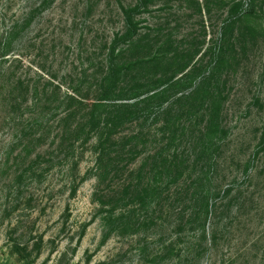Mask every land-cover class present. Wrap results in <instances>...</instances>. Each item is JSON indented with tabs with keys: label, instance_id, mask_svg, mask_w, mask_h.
Wrapping results in <instances>:
<instances>
[{
	"label": "rangeland",
	"instance_id": "obj_1",
	"mask_svg": "<svg viewBox=\"0 0 264 264\" xmlns=\"http://www.w3.org/2000/svg\"><path fill=\"white\" fill-rule=\"evenodd\" d=\"M144 2L0 0V264H264V0ZM136 5L132 49L116 39ZM196 51L192 84L142 101ZM156 53L178 63L140 64ZM112 62L129 67L102 99Z\"/></svg>",
	"mask_w": 264,
	"mask_h": 264
},
{
	"label": "trees",
	"instance_id": "obj_2",
	"mask_svg": "<svg viewBox=\"0 0 264 264\" xmlns=\"http://www.w3.org/2000/svg\"><path fill=\"white\" fill-rule=\"evenodd\" d=\"M145 5H148V0H145L144 2ZM140 5H136L134 8L133 7H122L125 15H126V25H127V31L124 35H118L117 40H119L120 38H128L130 39V48L132 49H139V45H140V40H139V36L136 33V28H137V21L135 19V13L136 11L139 9ZM241 6L239 7V5H236V7L234 6L232 9V13H237V18H241L242 15L240 14L241 11ZM238 20L237 19H231L230 21H227L226 23V27H225V33L229 32L230 30H232L236 24ZM233 31V30H232ZM115 42V43H116ZM115 52L116 49L115 47H113L112 51H111V61L114 60L115 58ZM201 53L200 51H196V54L192 57L191 61H188L186 63H179V66L176 70H174L172 73L170 74H164L161 75L159 77H157L156 79L159 82V84H156L154 86H152L151 88H149V91H156L157 89H160L163 87L160 91H156L153 94H151L150 96L146 97V99L142 100L143 102H148L151 101L152 99H157V98H162L163 95H167L169 94L170 91L176 89L177 87L181 86V85H185L187 82H190V84H192L196 72H197V68L194 67V65L197 62H193V59L196 58L197 56H199ZM5 55V54H4ZM214 59H215V63L217 66V69H219L222 66L223 63V55L222 53H218L216 54L215 52L213 53ZM213 61V60H212ZM175 63L178 62H169L167 55L165 53L161 54V53H156L154 55V57H151L149 59L144 60L142 63L140 64H145V65H150L148 66L149 68H156L160 65L166 64L165 67L168 69H172V66H174ZM193 65V66H192ZM126 66L129 67V65H119V64H114L113 62L110 64L109 66V73H108V77L107 79L110 80V83L108 84L107 87H105L102 92H101V98L104 99L105 97H111L114 93L113 88H112V82H114L115 79H120L121 77L125 76V68H127ZM192 66V67H191ZM194 67V68H193ZM182 75V76H180ZM209 82V79L207 80V83ZM207 84L206 81L201 82L196 89L189 95H183L181 97H178L175 101H173L170 105H175L179 102H181L184 98H190L194 95H198V94H206L207 91ZM204 92V93H203ZM140 94H136L134 95V97L139 96ZM216 95V94H214ZM72 98V100H74L75 102L77 101V97L75 96H70ZM104 97V98H103ZM127 99V98H126ZM82 102V101H81ZM205 103V100H201L200 105L203 106V104ZM215 106H213V112H211L210 115V119L207 122V125L205 126L204 129V136L207 137L209 139V143L207 145H205V147L202 149V152L205 151H210L212 152V149H214L215 143H214V139H215V135L218 132H222V127L220 124V120H219V116L221 113V102L219 100L214 101ZM96 105H94V109L92 110V121L97 124V125H101L102 120L98 114L97 109H99L103 103L102 101H100L99 103H95ZM119 108H125L124 113H121V116H118L115 121H114V127H117L119 125H121V123L123 122V118L126 116L125 112L128 110L129 113L131 115H133V110L130 111V107L132 108H136L131 105L125 104L123 103V105H119ZM167 112H173L172 110H169ZM75 115V111L69 113V116ZM177 123H175V126ZM213 145V146H212ZM100 146L102 149L101 154L99 155V164L102 167V174H106L107 171V153H106V147H105V142L104 141H100ZM215 164L213 161H211V163H209L207 165L208 167V172L212 171L214 168ZM250 168V164L247 166V169L249 170ZM209 174V173H208ZM211 182V177H209V175L205 178L200 177L199 180L197 181L198 186H200V188L205 187L206 184H209ZM146 191H148V189H145ZM230 192V190H228ZM208 194L210 195V193L208 192ZM143 203H144V198H142ZM198 201L200 204H202V208L204 210V215L207 218V216L210 214L211 212V208H212V204H211V200L210 197L208 195L204 196V195H200L198 198Z\"/></svg>",
	"mask_w": 264,
	"mask_h": 264
}]
</instances>
